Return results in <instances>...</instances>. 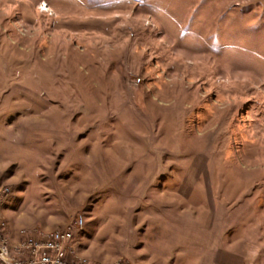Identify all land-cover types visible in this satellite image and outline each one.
<instances>
[{
	"label": "rangeland",
	"instance_id": "374dc122",
	"mask_svg": "<svg viewBox=\"0 0 264 264\" xmlns=\"http://www.w3.org/2000/svg\"><path fill=\"white\" fill-rule=\"evenodd\" d=\"M0 181L13 244L264 264V0H0Z\"/></svg>",
	"mask_w": 264,
	"mask_h": 264
},
{
	"label": "built area",
	"instance_id": "2783aa9c",
	"mask_svg": "<svg viewBox=\"0 0 264 264\" xmlns=\"http://www.w3.org/2000/svg\"><path fill=\"white\" fill-rule=\"evenodd\" d=\"M9 193L10 187L0 181V209L2 200ZM81 225L82 217L77 219L75 226H69L58 233L35 236L34 230L28 233L24 243L13 244L7 226L0 218V264H95L89 260H81L76 255L74 227L80 229Z\"/></svg>",
	"mask_w": 264,
	"mask_h": 264
},
{
	"label": "bare ground",
	"instance_id": "6f19581e",
	"mask_svg": "<svg viewBox=\"0 0 264 264\" xmlns=\"http://www.w3.org/2000/svg\"><path fill=\"white\" fill-rule=\"evenodd\" d=\"M3 202H4V200H2V202H1V208H2ZM0 218L2 219V222H5V225L7 226V229H8L7 222H6V220L1 215V209H0ZM60 231H62V230H60ZM60 231H56V232H53V233H58ZM22 243H24V241L23 242H20L19 244H22Z\"/></svg>",
	"mask_w": 264,
	"mask_h": 264
}]
</instances>
